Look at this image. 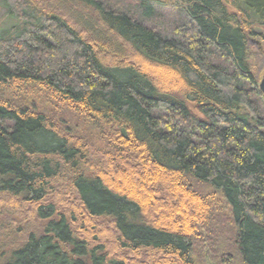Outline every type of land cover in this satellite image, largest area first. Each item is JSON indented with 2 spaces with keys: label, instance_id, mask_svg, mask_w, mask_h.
Returning a JSON list of instances; mask_svg holds the SVG:
<instances>
[{
  "label": "trees",
  "instance_id": "1",
  "mask_svg": "<svg viewBox=\"0 0 264 264\" xmlns=\"http://www.w3.org/2000/svg\"><path fill=\"white\" fill-rule=\"evenodd\" d=\"M33 1L0 88L70 114L0 96V264H264V0Z\"/></svg>",
  "mask_w": 264,
  "mask_h": 264
},
{
  "label": "rangeland",
  "instance_id": "2",
  "mask_svg": "<svg viewBox=\"0 0 264 264\" xmlns=\"http://www.w3.org/2000/svg\"><path fill=\"white\" fill-rule=\"evenodd\" d=\"M53 0H34L35 4H37L36 8H40L41 11L43 8H47V5L49 2ZM61 2H59L58 6L61 7ZM163 12H168L164 7L159 9H156V16L155 19L160 20L162 24H168L169 18L165 19V14ZM32 13V12H30ZM160 13H163L164 15L161 17H158ZM37 14H35L36 16ZM170 17L169 15H167ZM167 22V23H165ZM159 26V24H158ZM21 22L18 21L16 18H14L9 10L6 8L5 0H0V37L2 36H11L14 33H16L18 30H20ZM254 47H257V44L252 42ZM261 65H262V72H261V78L264 76V56L261 58ZM40 89L34 87L33 89H30L28 93H21V92H11L7 88H0V96L3 99L8 98H17L16 100H19L20 98L25 99V103L28 105H33L37 107V109L46 110V112L49 113L50 116L53 117L54 120L59 121L61 117L68 116L70 114V111L66 108L58 104V102L50 96L49 93H44L39 91ZM73 115V114H71ZM79 125L81 129H89L88 123L86 121L80 120ZM80 129V130H81ZM209 239L203 237L201 241L203 242L202 245L201 241L198 243L196 247V253L198 252L200 255L203 256V258L208 261L207 257V250L211 249V245L209 244L211 242L208 241ZM213 243V242H211ZM215 243V242H214ZM209 244V245H208ZM208 263V262H207ZM210 264V263H208Z\"/></svg>",
  "mask_w": 264,
  "mask_h": 264
},
{
  "label": "water",
  "instance_id": "3",
  "mask_svg": "<svg viewBox=\"0 0 264 264\" xmlns=\"http://www.w3.org/2000/svg\"><path fill=\"white\" fill-rule=\"evenodd\" d=\"M259 90L262 93L263 97H264V76L261 78L260 82H259Z\"/></svg>",
  "mask_w": 264,
  "mask_h": 264
}]
</instances>
